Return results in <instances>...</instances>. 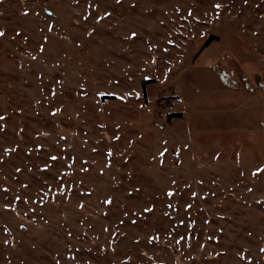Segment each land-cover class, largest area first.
<instances>
[{
	"label": "rangeland",
	"instance_id": "rangeland-1",
	"mask_svg": "<svg viewBox=\"0 0 264 264\" xmlns=\"http://www.w3.org/2000/svg\"><path fill=\"white\" fill-rule=\"evenodd\" d=\"M0 33V264H264V0H0Z\"/></svg>",
	"mask_w": 264,
	"mask_h": 264
},
{
	"label": "trees",
	"instance_id": "trees-1",
	"mask_svg": "<svg viewBox=\"0 0 264 264\" xmlns=\"http://www.w3.org/2000/svg\"><path fill=\"white\" fill-rule=\"evenodd\" d=\"M214 39H217V38H216L215 36H211V37L207 40V42L205 43V46L208 45V44H209L212 40H214ZM179 115H180L179 113H174V112H173V113H169L168 116H167V118L170 119L171 117H176V116L178 117Z\"/></svg>",
	"mask_w": 264,
	"mask_h": 264
},
{
	"label": "built area",
	"instance_id": "built-area-1",
	"mask_svg": "<svg viewBox=\"0 0 264 264\" xmlns=\"http://www.w3.org/2000/svg\"><path fill=\"white\" fill-rule=\"evenodd\" d=\"M163 101H165V103L162 102V103H164V107H165L168 111H170V112L173 113V111H174V110H173L174 106H173L172 104L167 103L166 100H163ZM172 110H173V111H172Z\"/></svg>",
	"mask_w": 264,
	"mask_h": 264
},
{
	"label": "flooded vegetation",
	"instance_id": "flooded-vegetation-1",
	"mask_svg": "<svg viewBox=\"0 0 264 264\" xmlns=\"http://www.w3.org/2000/svg\"><path fill=\"white\" fill-rule=\"evenodd\" d=\"M261 92H264V85H261Z\"/></svg>",
	"mask_w": 264,
	"mask_h": 264
},
{
	"label": "snow or ice",
	"instance_id": "snow-or-ice-1",
	"mask_svg": "<svg viewBox=\"0 0 264 264\" xmlns=\"http://www.w3.org/2000/svg\"><path fill=\"white\" fill-rule=\"evenodd\" d=\"M0 35H2V33H0Z\"/></svg>",
	"mask_w": 264,
	"mask_h": 264
},
{
	"label": "crops",
	"instance_id": "crops-1",
	"mask_svg": "<svg viewBox=\"0 0 264 264\" xmlns=\"http://www.w3.org/2000/svg\"><path fill=\"white\" fill-rule=\"evenodd\" d=\"M145 91V90H144Z\"/></svg>",
	"mask_w": 264,
	"mask_h": 264
}]
</instances>
